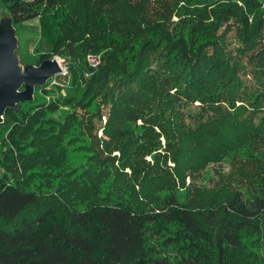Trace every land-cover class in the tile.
Returning a JSON list of instances; mask_svg holds the SVG:
<instances>
[{"label": "trees", "instance_id": "obj_1", "mask_svg": "<svg viewBox=\"0 0 264 264\" xmlns=\"http://www.w3.org/2000/svg\"><path fill=\"white\" fill-rule=\"evenodd\" d=\"M0 7L70 74L0 123V264H264V0Z\"/></svg>", "mask_w": 264, "mask_h": 264}, {"label": "water", "instance_id": "obj_2", "mask_svg": "<svg viewBox=\"0 0 264 264\" xmlns=\"http://www.w3.org/2000/svg\"><path fill=\"white\" fill-rule=\"evenodd\" d=\"M18 42L12 19L4 20L0 25V123L8 108L17 110L20 103L33 100L36 86H44L62 70L57 56L39 65L21 64Z\"/></svg>", "mask_w": 264, "mask_h": 264}, {"label": "rangeland", "instance_id": "obj_3", "mask_svg": "<svg viewBox=\"0 0 264 264\" xmlns=\"http://www.w3.org/2000/svg\"><path fill=\"white\" fill-rule=\"evenodd\" d=\"M6 19H9V16L2 7H0V25L2 22ZM16 29V28H15ZM16 34L18 36L19 42H18V49H17V55L21 59H33V57L36 56V52H34V47L36 43H41L40 37H39V28H38V20L33 19L30 21H27L24 23V25L18 29H16ZM231 37H234L233 33H231ZM57 56V55H56ZM55 56V57H56ZM60 57V56H57ZM63 58V57H60ZM65 59V58H64ZM246 61V59H245ZM25 65L24 63H21ZM31 64V63H30ZM36 65V64H35ZM64 65H67L64 61ZM94 67V66H92ZM244 79L247 81V83L252 84V74L250 72L244 71L242 72ZM58 81L62 83V85H49V88H46V91L37 90L34 92V95H37V97L45 98L48 102L57 99V97H62L66 94L65 87L69 83L70 80V74L67 76L58 75L56 77ZM25 104V107H29L30 105L34 104L33 100L25 101L23 102ZM198 103L194 105L193 109H197ZM68 111H72V109L68 106L64 107ZM18 110V109H17ZM80 115H83L84 112L82 110H79ZM85 116V114L83 115ZM103 121H106V117L103 116ZM96 128L95 131H97L98 136H103V131L101 128V124L97 122L96 120ZM234 159L228 158L226 160H223L219 163H211L208 165L207 168H205V171L198 175L194 180L191 177H188L189 182L194 181L196 185H207V186H213L217 180H219L218 171H223L224 173L231 172L234 169L233 165Z\"/></svg>", "mask_w": 264, "mask_h": 264}, {"label": "built area", "instance_id": "obj_4", "mask_svg": "<svg viewBox=\"0 0 264 264\" xmlns=\"http://www.w3.org/2000/svg\"><path fill=\"white\" fill-rule=\"evenodd\" d=\"M60 61V63L62 64V70L59 74H56L54 75L53 77H51L47 83L44 85L46 88H49L48 84L49 85H62V83L60 81H58L56 79V77L58 75H63V76H67L69 74V70H68V67L67 65H64V61L66 62V60L64 58H60V57H57ZM88 61L90 63L91 66H97L99 63H100V57L98 55H92V54H89L88 55ZM3 118V121H4V115L2 116Z\"/></svg>", "mask_w": 264, "mask_h": 264}]
</instances>
